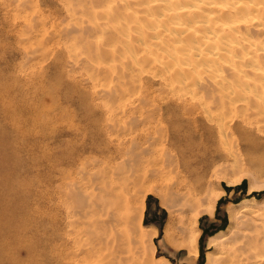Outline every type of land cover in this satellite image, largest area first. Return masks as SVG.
<instances>
[{"label":"bare ground","instance_id":"6f19581e","mask_svg":"<svg viewBox=\"0 0 264 264\" xmlns=\"http://www.w3.org/2000/svg\"><path fill=\"white\" fill-rule=\"evenodd\" d=\"M9 1L39 7L30 39L54 42L72 72L88 74L107 101L98 138L116 142L98 147L104 161L74 170L82 147L51 165L49 264H163L156 232L141 225L148 194L170 213L167 241L198 257L196 227L214 215L216 181L264 173V0H58L64 14L50 7L47 17L40 4L50 0ZM258 208L211 239L220 251L205 264H264Z\"/></svg>","mask_w":264,"mask_h":264},{"label":"rangeland","instance_id":"374dc122","mask_svg":"<svg viewBox=\"0 0 264 264\" xmlns=\"http://www.w3.org/2000/svg\"><path fill=\"white\" fill-rule=\"evenodd\" d=\"M50 1L39 3L45 15L41 16L47 17L50 7L64 14L58 0ZM12 4L0 0V264H49L51 165L57 156L82 147L86 151L79 150L74 170L81 161L95 156L104 161L108 153L102 154L98 147H113L116 142L108 141L103 133L98 138L97 127L104 125L107 101L94 94L88 74L72 72L66 51L57 50L54 42L30 39L36 28L29 20L39 7L25 11L16 2ZM49 47L51 53L46 54ZM147 78L156 90L158 81ZM154 95L159 97L158 92ZM159 99L154 103L162 102ZM253 176H245L238 185L226 178L216 181L214 191L219 198L214 215H204L196 227L198 257L167 241L170 213L158 195L148 194L141 225L144 231L156 232V257L163 264H205L208 253L220 251L212 238L235 229L240 223L238 215L244 219L261 212L258 205L264 203V190L251 187L264 182V173ZM60 226L63 230L61 220Z\"/></svg>","mask_w":264,"mask_h":264},{"label":"trees","instance_id":"16d2710c","mask_svg":"<svg viewBox=\"0 0 264 264\" xmlns=\"http://www.w3.org/2000/svg\"><path fill=\"white\" fill-rule=\"evenodd\" d=\"M201 258H202V256H201Z\"/></svg>","mask_w":264,"mask_h":264}]
</instances>
